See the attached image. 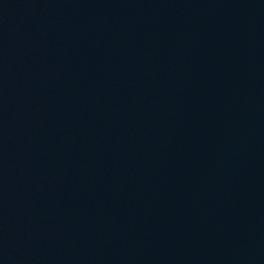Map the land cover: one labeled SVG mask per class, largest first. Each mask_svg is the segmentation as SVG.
<instances>
[{"label":"water","instance_id":"1","mask_svg":"<svg viewBox=\"0 0 264 264\" xmlns=\"http://www.w3.org/2000/svg\"><path fill=\"white\" fill-rule=\"evenodd\" d=\"M0 264H264V0H0Z\"/></svg>","mask_w":264,"mask_h":264}]
</instances>
